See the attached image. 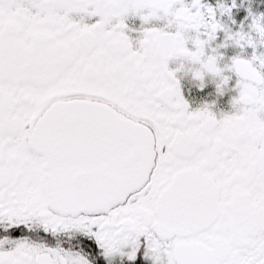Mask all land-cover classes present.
I'll use <instances>...</instances> for the list:
<instances>
[{
    "label": "flooded vegetation",
    "instance_id": "flooded-vegetation-1",
    "mask_svg": "<svg viewBox=\"0 0 264 264\" xmlns=\"http://www.w3.org/2000/svg\"><path fill=\"white\" fill-rule=\"evenodd\" d=\"M103 105L154 161L124 201L65 210L71 182L106 197ZM0 264H264V0H0Z\"/></svg>",
    "mask_w": 264,
    "mask_h": 264
},
{
    "label": "water",
    "instance_id": "water-1",
    "mask_svg": "<svg viewBox=\"0 0 264 264\" xmlns=\"http://www.w3.org/2000/svg\"><path fill=\"white\" fill-rule=\"evenodd\" d=\"M241 65L244 66L245 70L251 72L248 63L241 62ZM57 106L56 112L62 114L63 119L66 116H72L73 113L80 115L83 110L82 108H85L83 104L72 101L61 102ZM97 108L104 119L108 158L118 159L108 164L109 174L105 178L106 197L96 194L97 190L102 187L100 186L102 184L100 174L99 176L93 174L92 181L89 183L88 179L86 185L78 182V188L76 182H71V185L66 186L64 189H56L54 194L55 199L59 201L60 206H64L65 210L91 209L96 205L98 206V197L105 201H100V203L107 205L123 201L130 191L138 188L148 176L149 169L154 161L150 138L144 128L131 118L118 112L115 108L112 109L106 105L98 106ZM42 129L49 130V127L44 126ZM45 138L49 140V134ZM44 150L50 155L52 154L51 145L48 141L44 146ZM83 169V175L85 176L89 166H85ZM189 180L191 179L187 175H181L177 180H174L171 187L165 190L159 198V201H161L160 211L163 212L164 219L167 222L181 226L190 220L192 211L184 208L180 209V207L189 205L187 192L191 189L182 185V182ZM175 208L179 209L176 210L178 211L177 220L174 218L176 212L172 210Z\"/></svg>",
    "mask_w": 264,
    "mask_h": 264
},
{
    "label": "rangeland",
    "instance_id": "rangeland-1",
    "mask_svg": "<svg viewBox=\"0 0 264 264\" xmlns=\"http://www.w3.org/2000/svg\"><path fill=\"white\" fill-rule=\"evenodd\" d=\"M233 1H235V0H233ZM246 9H247V8H246ZM243 11H244V10H241L240 13H244ZM254 12L256 13V11H254Z\"/></svg>",
    "mask_w": 264,
    "mask_h": 264
}]
</instances>
